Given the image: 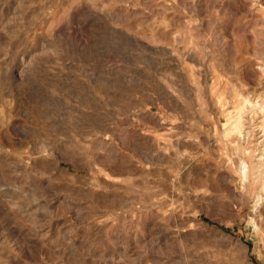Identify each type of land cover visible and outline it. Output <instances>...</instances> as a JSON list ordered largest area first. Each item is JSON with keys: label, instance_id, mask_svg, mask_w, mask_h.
Listing matches in <instances>:
<instances>
[{"label": "rangeland", "instance_id": "374dc122", "mask_svg": "<svg viewBox=\"0 0 264 264\" xmlns=\"http://www.w3.org/2000/svg\"><path fill=\"white\" fill-rule=\"evenodd\" d=\"M262 102L264 0H0V264H264Z\"/></svg>", "mask_w": 264, "mask_h": 264}, {"label": "bare ground", "instance_id": "6f19581e", "mask_svg": "<svg viewBox=\"0 0 264 264\" xmlns=\"http://www.w3.org/2000/svg\"><path fill=\"white\" fill-rule=\"evenodd\" d=\"M257 98V97H256ZM244 103H246V104H249L250 102L248 101V100H245L244 101ZM243 103V104H244ZM241 108H244V105L241 107ZM253 109H256V107L254 106L253 107ZM258 109H260V114L262 115V119H263V121H264V102H262V104H260L259 105V107H258ZM258 109H256V111L258 110ZM249 110V109H248ZM248 110H245V111H248ZM239 111V110H238ZM237 113V112H236ZM241 114L242 113H240V114H238V116H236V118H235V121L232 123V125L234 124V126H231L232 127V130H233V128L235 129V130H238V129H240V117H241ZM237 115V114H236ZM233 116V115H232ZM235 117V116H234ZM239 121V122H238ZM232 132V131H231ZM240 132V131H239ZM262 133L264 134V132L262 131ZM142 134V133H141ZM143 135V134H142ZM141 135V136H142ZM146 137V136H145ZM146 141H147V139H146ZM144 142V141H143ZM149 142V141H148ZM259 172L260 171H258V169H256V168H254V169H251L248 173H244V177L246 176V177H255V176H257L256 178H258L259 177ZM252 179H254V178H252ZM254 181H257V179H255Z\"/></svg>", "mask_w": 264, "mask_h": 264}]
</instances>
